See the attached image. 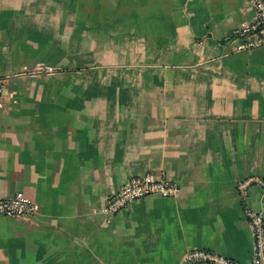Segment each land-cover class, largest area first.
I'll return each instance as SVG.
<instances>
[{"label": "crops", "instance_id": "obj_1", "mask_svg": "<svg viewBox=\"0 0 264 264\" xmlns=\"http://www.w3.org/2000/svg\"><path fill=\"white\" fill-rule=\"evenodd\" d=\"M249 0H0V264H190L251 257L264 217V45L228 39ZM164 172L107 222L129 177ZM251 180L241 197L237 185Z\"/></svg>", "mask_w": 264, "mask_h": 264}, {"label": "built area", "instance_id": "obj_2", "mask_svg": "<svg viewBox=\"0 0 264 264\" xmlns=\"http://www.w3.org/2000/svg\"><path fill=\"white\" fill-rule=\"evenodd\" d=\"M254 10V18L250 23L241 24L228 36V39H238L235 45L237 51L252 49L264 45V0H249ZM4 92V83L0 79V106ZM264 190V179H256ZM251 180L242 181L237 185L241 197L246 194V188ZM180 184L170 179L164 172L147 171L129 177L120 187L110 194L100 213L109 222L114 215L135 200L146 196L163 198L176 197L180 192ZM34 203L23 192L17 191L11 196L0 198V217L20 218L33 213ZM244 213L252 232V248L249 262L240 263L219 252L194 248L184 252L181 261L190 264H264V217L261 213L244 206Z\"/></svg>", "mask_w": 264, "mask_h": 264}]
</instances>
